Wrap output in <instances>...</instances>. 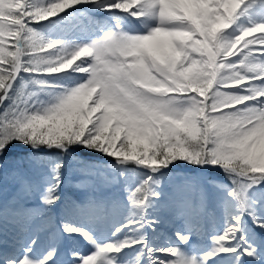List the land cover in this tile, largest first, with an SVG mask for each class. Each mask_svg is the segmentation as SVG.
<instances>
[{
    "label": "snow or ice",
    "instance_id": "6c2138e0",
    "mask_svg": "<svg viewBox=\"0 0 264 264\" xmlns=\"http://www.w3.org/2000/svg\"><path fill=\"white\" fill-rule=\"evenodd\" d=\"M82 2L84 0H53L45 6L30 8L24 0H0V61L11 57L10 70L0 74V105L12 100L0 121V153L13 139L32 142L34 146L79 142L152 169L167 166L177 159L222 165L236 174L229 195L238 202V212L232 217L234 222L214 237L217 248L208 256L239 249L240 255L260 260L264 254L258 251L255 238L245 228V214L264 229V215L259 214V202L250 191L254 185L264 182V101L259 102V106L221 109L264 97V79L260 84H253L248 95L221 91V87L229 81L239 85L246 79L264 77V63H253L257 57H264V24L248 28L232 42L225 43L220 33L230 27L245 0H112L105 8L128 11L136 17L154 15L160 26L144 35L110 31L103 39L70 53L62 50L40 55L45 47L55 49L59 42H43L39 51L32 45L33 51H29V39L36 34L27 26L29 18L46 20ZM133 4L137 6L132 7ZM3 21L8 22L7 27ZM5 31L16 39V50L8 52L7 56ZM252 33L259 35L251 36ZM238 45L243 49L239 55L235 51ZM256 46L261 51L254 54ZM194 52L200 54V59L192 57ZM94 53L97 63L75 64L78 71L90 73L86 82L57 94L50 102L33 100L36 93L26 91L27 85L13 95V84L21 69L59 73L70 69L78 58ZM228 57H235L246 70H238L236 63L228 62ZM109 70L110 74H106ZM36 83L48 84L39 79ZM145 96L151 98L150 103L145 102ZM180 100L186 103L179 104ZM121 133H125V139L117 147ZM62 167L63 161H60L56 165L57 188L63 183L59 171ZM155 195L158 193L148 181L135 188L131 202L145 212L134 210L135 215L115 229L122 232L129 228L132 234L99 246L82 264H100L106 253H119L135 244L147 247L142 229L158 222L146 215L150 197ZM42 199L51 206L60 196L49 188ZM73 207L81 208L77 204L69 210ZM87 207L96 211L103 206L92 202ZM64 229L69 233H86L85 229L67 222ZM241 232L244 234L240 235ZM177 235L184 242L190 238L188 234ZM233 240L236 247H227ZM154 251L177 254L178 249L148 248L152 264H196L195 259L183 257L165 261L155 257ZM54 255L55 249L40 261L27 255L19 261L0 257V264H47ZM106 264L118 262L107 258Z\"/></svg>",
    "mask_w": 264,
    "mask_h": 264
},
{
    "label": "rangeland",
    "instance_id": "374dc122",
    "mask_svg": "<svg viewBox=\"0 0 264 264\" xmlns=\"http://www.w3.org/2000/svg\"><path fill=\"white\" fill-rule=\"evenodd\" d=\"M24 2L28 3L30 8H34L45 6L53 0H24ZM109 2L112 0H84L56 16L37 22L39 24L27 25L36 32L29 39V51H33L32 45H36L35 51H39V45L43 42H59L55 49L45 47L43 50L48 53H59L62 50L70 53L78 47L103 39L110 31L123 30L128 35H141L142 32H138L134 19L136 18L138 23L142 22L143 25L148 24L152 19L151 15L136 17L128 11L107 9L105 4ZM136 6L132 5V7ZM88 9L93 10V14L87 12ZM235 20L237 24L234 29L238 26L239 28L236 30L227 28L220 33V38L225 43L232 42L248 28L264 24V0H245ZM102 21L104 23L99 26ZM41 22L46 23L48 30H41L45 28ZM59 22L63 24L66 22L68 27H58L60 29L57 30L58 28L55 27L59 26ZM2 23L7 27V21ZM154 23L155 26L149 28L146 34L160 26L157 17ZM120 25L123 29L119 28ZM50 30L53 32L62 30L64 36L52 34ZM250 35L256 36L259 33ZM4 40L7 56L8 52L16 50V39L5 31ZM242 50L238 45L235 51L239 55ZM259 51L261 49L258 46L253 48L254 54ZM40 55L46 53L42 51ZM192 57L200 59V54L194 52ZM228 59L229 63H236L237 69L241 72L246 70L235 57ZM10 60L11 57L7 60L9 69ZM92 62L97 63L95 53L92 56L78 58L70 69L72 72H77L75 64L87 66ZM253 63L255 64V61ZM1 64L0 62V66ZM78 72L85 75L83 83L86 82L90 73ZM106 74H110V70ZM261 79L264 77H257L255 80L246 79L239 85L229 81L225 86L235 85V87L222 86L221 91L248 95L249 88L253 84H260ZM53 82L55 83L52 84L57 85L55 79ZM24 83L26 84V81ZM26 85L25 90L31 91L29 85ZM193 94L198 95V93ZM95 98L94 96L93 100ZM262 101L264 97H258L257 100L246 101L243 105L233 107L259 106V102ZM91 103L92 101H89V104ZM178 103L185 104L186 101L180 100ZM233 107L221 111H228ZM89 127L91 128V125ZM111 131L109 129V132ZM120 136L117 147L124 141L125 133H121ZM8 148V151H13L12 148H17V151L0 154V197L1 200L4 198L7 202H13L10 206H4L7 209L0 213L2 223L0 224V257L19 261L27 255L35 261H40L46 259L48 253L55 249V255L47 260V264H82L83 259L95 253L99 246L123 240L125 235L132 234L129 228H125L122 232H116L115 229L135 215V211L141 214L145 212L142 208L134 207L131 202V192L148 181L154 192L158 193V200L150 197L149 208L147 207L146 210V215L149 218H156L158 222L155 226L145 225L142 229L148 246L135 244L123 248L119 253H106L101 257L100 264H106L107 258H115L118 264H152L153 258L149 256L148 248L158 250L170 246L178 249L177 254L154 251V256L165 261L179 260L181 257L188 260L195 259L196 264H238L239 249L236 252L225 253L220 261H215L212 255L208 256V253L217 248L214 237L222 234L228 224L234 222L232 217L237 214L234 206L235 198L228 197L222 204L223 195L228 189H232L236 177L233 175L235 173L225 170L222 165L212 164L210 161L196 163L177 159L167 166L152 169L136 161H124L113 157L99 149H96L97 155H81L82 153L73 152L70 156H65L58 151H46L45 148H37L36 151L28 147L9 146ZM60 161H63V167L59 169L63 183L57 188L56 165ZM222 170H225L224 174ZM149 177L152 178L150 181ZM67 187L72 189V195H64L63 190ZM49 188L60 196L61 201L63 199V202L67 203L62 210L63 213L60 212L61 210L58 211L59 201L51 206L44 203L42 196ZM250 191L259 202V214L264 215V186L254 185ZM261 193L263 198L259 197ZM211 199L217 210L212 212L213 214L209 209ZM92 202L102 205V209L89 210L87 206ZM77 204L81 206L80 209L73 207L69 210L70 206ZM76 217L78 221L74 222ZM65 222L85 229L86 233L65 231ZM245 228L248 234L255 238L258 251L264 254V229L255 224L248 215L245 217ZM2 233L13 238H4ZM178 233L188 234L189 240L187 242L180 240ZM4 243L6 244L3 245ZM226 246L236 247V241L233 240ZM11 251L13 252L10 253ZM5 256L9 257L5 258ZM261 260V264H264V255Z\"/></svg>",
    "mask_w": 264,
    "mask_h": 264
},
{
    "label": "trees",
    "instance_id": "16d2710c",
    "mask_svg": "<svg viewBox=\"0 0 264 264\" xmlns=\"http://www.w3.org/2000/svg\"><path fill=\"white\" fill-rule=\"evenodd\" d=\"M57 19V18H54ZM39 21H36L34 19H29L28 21H26L27 25H32V24H36ZM63 22V21H62ZM62 22H59V26H56L55 28L58 27H66V24H63ZM42 25H44L45 28H42V31H46L47 26L45 25V23L41 22ZM66 23V22H64ZM39 24V23H37ZM60 28H58L57 30H59ZM50 32H52V34H59L60 37H63L64 35H62L63 31H56L53 32V30H50ZM50 35V34H49ZM43 52L46 53L47 55V51L43 50ZM29 57H25V60H27ZM2 64V66H0V74H5L8 70H10L7 67V60L5 61H0ZM85 75L82 73L77 72H72L71 69H67L65 71H63L60 74L57 73H35V72H29V71H25L24 69H21V74L18 76V78L15 80L14 84H13V95H15L16 90L25 87L26 84L29 85V89L32 92L36 93V96L33 97L34 100H40L43 102H50L51 100L54 99V97L59 94L58 92H54V91H59L60 93L65 92L67 90H70L72 88L77 87L79 84L83 83V81L85 80ZM45 80L48 82L47 85H40L38 83H36L37 80ZM57 81V85L52 84L55 83L53 82V80ZM26 81V84L24 83ZM32 98V99H33ZM12 103V100H5L4 103L1 105L0 108V121H2L4 119V115L5 112L7 111V106L10 105ZM11 118V117H9ZM8 146L10 147H29V148H33L36 146H49L47 144H38L36 146L33 145L32 142H28V143H24L22 141H20L19 139H13L11 141V143L8 144ZM65 146L71 148V149H75L80 151V153H82V155H89V154H95L96 153V149L97 148H93V147H89L85 144L79 143V142H74L72 144H66ZM8 150L5 148L3 150L2 153L7 152ZM8 152H14V151H8ZM1 154V153H0ZM68 155V154H65ZM8 189V187H7ZM3 192V189L2 191ZM2 197H0V212L2 211V209L4 208L1 204L4 200V198L1 200Z\"/></svg>",
    "mask_w": 264,
    "mask_h": 264
},
{
    "label": "bare ground",
    "instance_id": "6f19581e",
    "mask_svg": "<svg viewBox=\"0 0 264 264\" xmlns=\"http://www.w3.org/2000/svg\"><path fill=\"white\" fill-rule=\"evenodd\" d=\"M259 63H264V57H258L256 60H255V64H259ZM258 71V68L256 69Z\"/></svg>",
    "mask_w": 264,
    "mask_h": 264
},
{
    "label": "clouds",
    "instance_id": "9594fccd",
    "mask_svg": "<svg viewBox=\"0 0 264 264\" xmlns=\"http://www.w3.org/2000/svg\"><path fill=\"white\" fill-rule=\"evenodd\" d=\"M144 100H145L146 103H150L151 102V98L147 97V96L144 97Z\"/></svg>",
    "mask_w": 264,
    "mask_h": 264
}]
</instances>
